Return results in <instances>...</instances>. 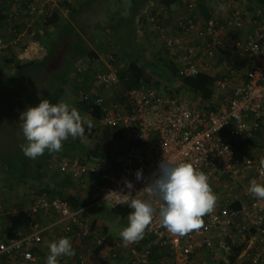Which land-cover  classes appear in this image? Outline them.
Returning a JSON list of instances; mask_svg holds the SVG:
<instances>
[{
  "label": "built area",
  "instance_id": "2783aa9c",
  "mask_svg": "<svg viewBox=\"0 0 264 264\" xmlns=\"http://www.w3.org/2000/svg\"><path fill=\"white\" fill-rule=\"evenodd\" d=\"M59 1L34 0L28 11L31 20L25 25L32 28L38 16L56 12ZM215 2L216 6L203 16L197 15L196 4L191 1L186 2L185 11L151 4L146 13L147 25L166 48L165 57L157 59L162 68L169 66L168 58L175 63L179 76H214L217 92L211 100L215 105L211 108L200 96L194 101L188 94L162 85L133 88L128 91V100L108 101L95 90L120 82L118 70L108 63L112 56L108 57L107 68L95 74L94 88L84 92L82 99L102 107L99 122L103 126L121 130L123 150L105 163H88L74 156L50 159V168L63 175L77 179L95 173L100 178L90 201L76 208L46 190L33 195L29 208L24 209L30 216L26 229L0 234V264L35 261L34 248L44 242L50 229L86 240L91 255L102 259L117 260L127 249V264H153L156 261L150 256L156 246L160 248L159 264H264L263 248L253 249L256 242L264 244V199L248 191L252 179L264 184L259 165L264 157V134L258 132L264 123V21L254 19L231 1ZM25 34L26 30L9 44H19ZM188 35H193L192 43L184 41ZM31 38L22 46L20 60L46 55V47ZM6 45L0 38V49ZM77 69L86 72L88 65L78 64ZM164 155L177 162H191L208 175L217 196L215 210L203 217L202 229L183 237L169 233L157 215L145 232L147 241L142 246L138 242L125 246L117 237L109 240V233L93 225L95 218L87 212L90 204H126V194L131 191L134 197L147 186ZM137 170H142L144 179H136ZM125 181H131L134 188L129 190ZM236 202L238 207L233 206ZM49 214L56 216L52 220ZM43 215L48 221L40 220ZM236 234L248 237L251 245L238 251ZM87 258L80 250L78 264H86Z\"/></svg>",
  "mask_w": 264,
  "mask_h": 264
},
{
  "label": "rangeland",
  "instance_id": "374dc122",
  "mask_svg": "<svg viewBox=\"0 0 264 264\" xmlns=\"http://www.w3.org/2000/svg\"><path fill=\"white\" fill-rule=\"evenodd\" d=\"M68 1L73 4L80 2V7L75 15L74 20L76 21V27L80 28L81 33L89 41L88 44L97 50L96 44H98V39H93L90 36L96 32H100L99 39L100 41H104L100 42L102 44L101 47L107 46L106 48L100 47V49L97 50V52L99 51L100 54V59H98L97 62L92 64L87 62L85 59L84 61L80 59L81 61L79 60L80 62H77V64H90L93 77H90L87 81V79L84 77V74H78L79 72L73 70L71 74L72 80L78 81L81 79L82 81H91L93 84L94 75L97 71L106 69L108 55L113 53L115 56H112V60L114 61L111 62V65L116 69H121L126 66L130 62V55L132 54V57L134 55L140 58V63L145 62L148 64L149 68L154 67L159 70H163L162 62L157 61V59L160 57V51H162V55L164 57L165 49L163 51L162 43L154 34L155 32L152 31V27L147 25L145 19L144 21H140L142 19V15H144V17L146 16L149 6L146 4L140 9V15H138L136 19V23L138 21V25L136 23L135 25H132L131 19H128V17L132 14L131 7L133 6V3L136 5L142 0H84V2L83 0ZM236 1L244 6L243 8L239 7L240 9L248 12L250 7L247 4L250 0ZM61 13L64 14L65 17L62 18L65 20L68 15L67 7H65L64 11ZM122 16L126 19L122 18ZM40 26L39 28H41ZM37 30L35 29L36 32H38ZM36 32L30 36L32 37V40L39 42V40L36 39ZM40 33L42 36L45 31L41 30ZM89 34L91 35L89 36ZM0 37L9 38V36L5 35L4 33H1ZM28 41L29 40H23L20 43L23 42V44H27ZM86 47L87 46H85V48ZM14 48L17 55L20 54L23 49L22 45L18 44ZM2 50L3 49H0V228L10 229V231L14 233L19 229L25 230L28 225L29 216L24 211V209L28 206L27 204L30 202L32 196L35 193L33 186H35V188L39 187L43 184V182L48 181L47 177H49V174L51 175L52 173H56V170L45 173L46 178L43 179V182L27 179L26 183H21L20 178L17 177L19 174V168L22 167L21 159L23 152L21 145L26 143L20 128V114L28 107L37 106L41 99H45L50 88L52 71L55 68H60L63 65L61 56H59L60 59L54 57L51 61L49 59H39V62L16 72L13 64H9L4 61V57L9 56V52L7 50L2 52ZM108 63L110 64V61ZM157 78L158 77L154 76L155 80ZM158 79H161L162 82L165 81L162 76H159ZM101 89L103 92H101L102 95L106 97L111 94H119L122 90V86L121 84H117L110 87H102ZM180 94L186 96L188 94L190 97H193L192 100L195 101V97L192 93L186 91ZM118 96L115 99L108 101H117L120 99ZM64 102L69 104L70 101L65 100ZM87 117L91 119L90 116ZM92 121L94 124V131H91L90 133L85 132L86 136H88L87 141L81 143L79 140L78 143L72 144L64 150L66 155L65 153L61 152L58 155H55V158L58 156H75L86 161V156L89 155V149L101 148L103 146L101 134L105 126H103L97 120L95 121L92 119ZM46 153L47 152L45 151L44 155H46ZM44 155L39 156L36 159L43 158ZM8 159L11 160V164L4 162L5 160L8 161ZM31 160L34 161L33 159ZM90 160L94 161L91 159V157H89L88 163L91 162ZM32 167L34 166L31 164V171ZM12 175H14L16 179L11 178ZM95 179H75L74 181L76 185H74V187H70L72 191L70 193L75 194L74 192L76 189L81 191L82 194H85V191H87V198L85 199L87 200L88 196L91 197L92 195V188L96 183ZM55 183H57V181ZM88 185L90 186V189ZM54 188L55 184H51L50 189L54 190ZM14 209L17 210L16 213L13 214L9 212V210L13 211ZM87 212H89L92 218H95L97 222L102 224V222L105 221L109 226L108 233L112 237H117L122 240L119 233L124 227L127 226V217H117L112 213V206L109 205V203L102 201L92 202ZM49 217L52 220L54 219L53 216ZM41 220L44 221L43 218H41ZM14 221H18L19 225L14 226ZM124 252L125 254L117 260L115 258H106L104 260L105 264H127V258L129 257L130 252L127 249H124Z\"/></svg>",
  "mask_w": 264,
  "mask_h": 264
},
{
  "label": "trees",
  "instance_id": "16d2710c",
  "mask_svg": "<svg viewBox=\"0 0 264 264\" xmlns=\"http://www.w3.org/2000/svg\"><path fill=\"white\" fill-rule=\"evenodd\" d=\"M253 1H254V6L252 8H249L248 12H250L251 15H253L254 19H257L259 21H264V0H253ZM33 2L34 0H12L9 3V5L11 7L13 6V10L11 9L6 10L4 8L3 9L0 8V26L3 23H5L6 20L10 21L11 23L13 22L18 23L21 20L23 23L22 27H19L17 23L16 25H13V30L14 29L15 30H14V35L11 39L10 37L9 38L0 37L5 41V43H7V45L3 47L2 52L5 50L9 52V56H5L4 61L9 64H13L16 72L26 68L27 66H31L39 62V59L30 60V61L20 60L14 48L16 45L9 44L13 40V38H17L25 30H26V34L23 36V38H21V40L22 41L28 40L32 33L35 34L36 32L35 29L36 30L38 29L37 30L38 32H36L37 33L36 39L39 40L41 44L46 46L47 49V53L42 59L44 60L49 59L51 61L54 57L60 59L59 56H61L62 65H63L60 68H55L53 70L54 72L52 71L51 84L45 99H48L50 103L53 104H56L60 101L69 100L70 101L69 105L76 107L81 113V115L90 116V118L94 119L95 121L101 120V117L103 115L102 107L100 105L93 104L91 100L82 99L84 92L91 91L94 88V81L93 84L91 83V81L87 82L88 79L91 77V74L88 73L90 71L89 70L90 64L89 65L87 64L88 65L87 70L89 71L78 73L82 75L84 74V77L85 79H87V81H82L81 79H79L78 81L76 80L74 81L71 78V74L73 70L78 71L76 66L78 65L77 62L80 59L82 61H84L85 59L87 62H90L92 64L94 62H97L98 59H100L99 58L100 54L99 51L97 52V50L100 49L102 45L100 42H104L103 40L100 41L99 39L100 32H96L92 35L89 34V36L91 35L90 36L91 38L98 39L97 41L98 44H96L97 45V50H96L90 44H88L89 41L81 33L80 28L76 27L75 25L76 21L74 19L80 7L79 6L80 3H78L77 5L71 3L68 0H60L59 7L56 9V12L47 16H38L35 19L32 28L31 27L29 28L25 24L26 21L29 22L31 20L28 11ZM150 2H152L154 8L163 6L167 9L172 10L173 7L181 6L183 0H142L136 5H134L133 3V6L131 7L132 14L128 17V19H131L132 25H135L137 16L140 15V9L143 8L146 4L148 5ZM65 7H67L68 15L66 19L63 20L62 17L65 16L61 12H63ZM122 18L124 17L122 16ZM144 19L146 21V16L144 17V15H142V19L140 21H144ZM136 24L138 25V21ZM39 26L41 28H39ZM41 30L45 31V33L42 36L40 33ZM18 45L23 46L24 44L22 42L19 43ZM85 46L87 47L85 48ZM106 47L107 46H102L101 48H106ZM162 47H163V51L165 49L164 51V57H165L166 48L164 46ZM131 55H130L131 58L130 62L123 68L117 69L120 79L119 84H121L122 86V90H121L122 93L121 92L119 93L118 97L120 99L118 100L121 101L128 100L129 98L128 91L130 89L140 88L142 86L162 85L171 88L172 92L182 93L187 91L189 93H192L195 98L200 96L205 102H208L211 108L215 105L212 103L211 100V98L217 92V89L214 86V80H215L214 76L209 75L207 73H200L197 76L182 77L177 74V67L171 59L168 58L165 59L167 63H169V66L166 69L159 70L154 67L149 68V65L146 64L145 62L143 63L139 62L140 58L138 56L133 55L132 57ZM111 56H115V54L113 53L108 55V57ZM159 56L160 58H164L162 55V51H160ZM112 59L113 58L111 57L110 64H112L111 62L114 61ZM158 75L162 76L165 79V81L162 82L161 79H158L159 78ZM154 76L158 78L155 80ZM91 131H94L93 128ZM259 131H261L262 134H264L263 122L258 132ZM86 132L89 133L87 128H86ZM258 137L259 136H257L254 139V141H256ZM101 138L103 140V146L101 148L89 149L88 150L89 155L86 156L87 158L85 162H88L89 157H91V159L94 160V161L90 160L91 162H96V160H98L102 163H105L106 161H110L115 155V153L120 152L124 148V142H123L124 140L121 130H117L109 126H105L101 134ZM78 141H79L78 138L73 140L71 137H69L68 140L63 142L62 151L58 153L49 154L48 151L46 150L47 153L46 155L43 156V158H38L34 161H32L30 158L22 154V159H21L22 167L19 168V174L17 177L20 178L21 183H26L27 179L43 182V179L46 178L45 173L53 172L54 170L58 171L57 169L50 168L48 161L50 159L58 160L61 157L58 156L57 158H55V155H58L61 152L65 153L64 150L66 148H68L72 144L78 143ZM4 162L11 164L10 159H8V161L5 160ZM31 164L34 166L32 167V171H31ZM56 174L57 173H52L51 175L49 174V177H47L48 181L43 182V184L40 185L39 187L35 188V186H33L35 191L34 195L42 190H46L48 191V193L52 195L55 196L58 195L62 198L67 199L76 208L86 206L87 203L90 201V197L88 196V194H87L88 199L85 200L87 198L86 197L87 191H85L86 192L85 194H82L83 196L78 194H73L70 192L66 193L67 192L66 184H61V185L57 184L54 190L50 189L51 182H55L53 181V179L56 178ZM63 176L64 178L67 179L66 180V183L68 182L67 185L69 184L71 185L73 179L75 180V178L69 175H63ZM11 178L16 179L14 175H12ZM84 178H89V179L96 178L95 185L97 184V182H99L100 179V178L98 179V176L95 173L91 174V176L89 174H86L80 177V180H84ZM233 206L238 207L239 202H236L235 204H233ZM131 211L132 210L127 206V204H120L115 207H112V213L120 218L127 217ZM97 224L101 226L100 227L101 231L108 233L109 226L105 221H103L101 224L100 222H97L96 219H94L93 225L97 226ZM109 238H110L109 240H112L111 235L109 236ZM146 241H147V237L146 235H144L143 239L138 241L139 243L138 246H142V244L146 243ZM159 252H160V248L158 246H156V249H153V253L151 252V256H150L151 259L153 257L154 261H156L153 262V264H159L157 260L159 256ZM150 264H152V262Z\"/></svg>",
  "mask_w": 264,
  "mask_h": 264
},
{
  "label": "clouds",
  "instance_id": "9594fccd",
  "mask_svg": "<svg viewBox=\"0 0 264 264\" xmlns=\"http://www.w3.org/2000/svg\"><path fill=\"white\" fill-rule=\"evenodd\" d=\"M19 121L26 140L21 145L22 152L33 160L44 155L46 150L49 154L62 151L63 142L69 137L86 142V128L90 133L94 127L92 119L82 116L76 107L64 101L53 104L48 99H41L37 106L21 112ZM259 165L261 175H264V157L259 160ZM135 176L138 181L144 179L142 170H137ZM125 184L129 190L134 188L131 181H125ZM248 191L254 197L264 199V184L256 179L250 181ZM124 203L132 210L127 216V226L119 233L127 246L143 239L157 215L161 226L173 235L183 237L199 231L204 227L203 217L215 210L217 196L206 173L191 162H177L164 155L158 172L152 174L147 186L134 197L130 191ZM48 248L46 264H58L59 257L76 254L66 237L51 242Z\"/></svg>",
  "mask_w": 264,
  "mask_h": 264
},
{
  "label": "crops",
  "instance_id": "0c3cea01",
  "mask_svg": "<svg viewBox=\"0 0 264 264\" xmlns=\"http://www.w3.org/2000/svg\"><path fill=\"white\" fill-rule=\"evenodd\" d=\"M11 1L12 0H0V8L1 9L4 8L6 10H8V9L13 10L12 9L13 6L11 7L9 5V3ZM190 1L191 2H195V4H196V10H197V15H202V16L207 13L208 9L216 6L215 0H183L181 6L173 7L172 11H178V10H182V11L184 10L185 11L186 10V8H185L186 2H190ZM224 1H226V2H230L231 1V2L235 3L236 5H238V7H240V8H243L244 7V6H242V4H240L236 0H224ZM77 5H78V3H77ZM247 5L250 8H252L254 6V1L253 0H250ZM248 13H250V12H248ZM16 23L17 22L11 23L10 21L6 20V22L3 23L0 26V34L1 33H4L5 35L9 36L10 39H11L13 37V35H14V30H15V29L12 30L13 29V25H16ZM17 25L19 27H22L23 26L22 21L20 20L17 23ZM188 36L187 37H184V41L185 42L192 43L193 40H194L193 35H191L189 37ZM89 70H87V71H89L88 73H90L91 74V77H93L92 69L89 68ZM94 77H95V75H94ZM96 92H100L101 93L102 92V89L101 88H97L96 89ZM118 95L119 94H114V95L111 94L109 96H106V98H107V100H112V99H115L116 96H118ZM56 173H57L56 178L53 179V181H55V182L57 181V183L51 182V184H55V187H56L57 184H60V185L61 184H66V191L67 192H72L71 189H70V187L71 186L74 187V185H76L74 179L72 178L73 179V182L71 183V185L69 184L67 186V183H68V182L66 183V180L67 179L64 178V176L61 173H59L58 171H56ZM88 187L90 188L89 185H88ZM92 189L94 190V187ZM74 193L83 196L82 195V192L79 191V190H77V189L75 190ZM241 197H243V195ZM31 200L27 204L28 206L26 208H29L30 203H31ZM49 215H52L53 218H55V216H56L55 214H49ZM44 216H46V215H43V217H41V218L44 219V222L48 221V217L45 218ZM37 218L39 220L40 219V216H37ZM17 222L18 221H14V226L15 225H19V222L18 223ZM58 230L59 229H57V230L54 231L53 229H50V230L46 231V234L44 236V242L40 243L39 246H36L34 248V254L36 255L37 259L35 261H29L26 264H46V258L49 255L48 245L51 242H53V241H56V240H58L60 238H65V237L70 239V242H71L72 247L75 250V253L76 254L73 257H67V256L59 257L58 258V264H78V262H77V256H78V253H79L80 250H82L88 256L87 261H86V264H105V262H104L105 259H102V258H100L98 256H92L91 255V246H90V244L88 242H86V240H81L79 237H77L76 235L71 234V233H69V234L60 233V232H58ZM253 231L256 234H258V232L255 229H253ZM8 233L12 234V232L10 231V229L0 228V234H8ZM234 240L238 244V248H237L238 251L245 250L246 248H248L251 245V241H250V239L248 237L246 239H244L243 237H241L238 234H236V236H234ZM253 246H254L253 249H261V248H263V250H264V244L261 246V245H258V243L256 242ZM15 264H24V263L18 262V263H15Z\"/></svg>",
  "mask_w": 264,
  "mask_h": 264
}]
</instances>
